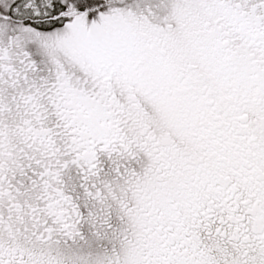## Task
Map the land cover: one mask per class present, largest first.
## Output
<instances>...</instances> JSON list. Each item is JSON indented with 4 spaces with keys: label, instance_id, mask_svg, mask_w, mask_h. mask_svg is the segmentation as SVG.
<instances>
[{
    "label": "snow or ice",
    "instance_id": "snow-or-ice-1",
    "mask_svg": "<svg viewBox=\"0 0 264 264\" xmlns=\"http://www.w3.org/2000/svg\"><path fill=\"white\" fill-rule=\"evenodd\" d=\"M0 264H264V0H0Z\"/></svg>",
    "mask_w": 264,
    "mask_h": 264
}]
</instances>
